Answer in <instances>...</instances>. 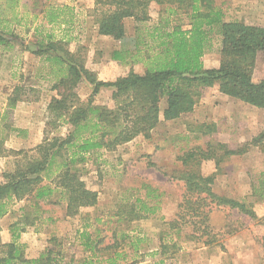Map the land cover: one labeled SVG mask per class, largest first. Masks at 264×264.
<instances>
[{"label": "rangeland", "instance_id": "1", "mask_svg": "<svg viewBox=\"0 0 264 264\" xmlns=\"http://www.w3.org/2000/svg\"><path fill=\"white\" fill-rule=\"evenodd\" d=\"M96 2L0 0V32L10 41L9 45H0V145L35 155L31 150L37 144L45 138L65 136L69 129L58 119V113L50 111V102L67 93L68 106L86 103L93 92V85L87 81L66 90V86L54 89L60 73L54 63L34 52L40 44L49 39L66 41L67 49L83 58L98 81L111 82L130 69L138 73L146 69L140 60L146 52L116 60L112 56L115 50L135 53L138 36H145L148 28L162 18L169 17L173 26H189L183 9L153 2L149 21L124 19L127 39L122 44L123 38L99 33L98 19L114 9L108 3ZM216 5L227 21L264 25V0H216ZM217 30L213 31L211 48L203 56L206 68L220 65L221 38ZM254 76L264 78V52L258 55ZM113 91L114 88L102 87L94 96L95 104L112 106ZM14 97L17 101L12 103ZM166 105L164 98L159 104L162 116ZM263 129L264 109L221 93L217 84L204 87L192 112L162 121L148 138L140 135L115 150L88 156L85 162L74 166L78 180L87 189L98 192L95 206L72 215L62 189L46 201H37L31 194L14 201L9 213L1 218V237L10 241L12 224L16 223L20 230L18 241L28 257L37 258L52 249L65 260L82 264L90 253L84 250L78 230L87 225L93 238L100 240L98 256L102 264H108L106 259L116 251L122 254L117 264H132L140 256L139 251H134L136 247L145 252L155 245L164 250L163 264H176L182 259L191 264H264V199L259 196L263 188L259 181L264 174V150L251 146L244 154L223 156L224 150L220 149L218 154L222 158L218 166L213 160L202 161V173L215 174V192L251 203L257 213L252 219L237 209L214 208L206 234L199 218H187L184 222L179 217L184 212L180 204L184 205L185 186L173 177L184 171L178 156L192 148L224 143L229 149H237ZM24 157L0 156V181L2 172L15 168ZM192 220H197V230ZM115 242L116 247L102 250Z\"/></svg>", "mask_w": 264, "mask_h": 264}, {"label": "trees", "instance_id": "2", "mask_svg": "<svg viewBox=\"0 0 264 264\" xmlns=\"http://www.w3.org/2000/svg\"><path fill=\"white\" fill-rule=\"evenodd\" d=\"M153 2L183 9L189 17V26H173L169 17L162 18L158 24L148 28L145 36H138L135 53L128 50H115L112 53L114 59L123 60L129 54L138 57L141 52H146L145 58L140 57L146 67L143 73L130 69L128 74L115 81L101 82L86 68L81 56L67 49L64 40L49 39L34 51L58 67L60 77L54 89L66 86V90L68 86L76 87L87 81L93 85V92L86 103L68 106L67 93L61 99L54 98L50 102V111L58 113V119L68 124L69 129L65 136L45 138L37 144L31 150L35 155L0 145V156H25L22 161L16 162L15 168L2 172L0 220L9 213L14 201L31 194L37 201H46L59 189L66 195L69 214L74 215L83 208L95 206L98 192L87 189L78 180L74 166L85 162L88 156L102 150H115L140 135L148 138L161 122L159 104L164 98L167 103L163 111L165 121L192 112L201 89L216 84L221 93L264 109V78L255 79L254 76L258 55L264 52V25L244 20H225V14L216 5V0H108L103 3L97 0L96 5L108 3L114 9L108 16L98 19L99 33L116 39L123 38L124 19L133 17L139 22L149 21L151 17L148 12ZM172 7L168 9L173 10ZM216 28L221 38L220 65L206 68L203 56L212 46V35ZM145 37H149L150 41H146ZM9 43V39L0 32V45ZM102 87L114 88L112 106L95 104L94 96ZM15 91L18 93L17 87ZM16 101V97L11 100L12 103ZM61 108H64L63 112H57ZM251 146L264 150V129L237 149H229L224 143H209L206 147L196 146L178 156L184 171L173 177L183 181L185 186L184 205L180 204L184 212L179 213L182 221L199 218L206 234L209 228L207 222L214 208L237 209L252 219L257 217L251 203L216 193L213 189L215 174L205 175L200 168L202 161L209 160L218 166L222 158L218 154L220 149L224 150L223 156H233L244 154ZM44 180L48 183H44ZM259 185L263 187L259 196L264 199V174ZM192 223L197 230V220H192ZM16 225L12 224L10 241H4L0 234V264H74L52 249L37 258L28 257L23 244L18 241L20 230ZM78 234L84 250L90 253L82 264H102L98 256L100 240L93 238L87 225L78 230ZM116 245L115 242L102 250H110ZM121 257L122 254L116 251L106 261L117 264Z\"/></svg>", "mask_w": 264, "mask_h": 264}, {"label": "crops", "instance_id": "3", "mask_svg": "<svg viewBox=\"0 0 264 264\" xmlns=\"http://www.w3.org/2000/svg\"><path fill=\"white\" fill-rule=\"evenodd\" d=\"M126 39H127V37L126 38L123 37V39L120 40L121 43L125 44ZM124 46H122V47H124ZM125 47H127V46H125ZM124 49H130V47L129 48H124ZM245 104H247V103H245ZM247 105L252 106L250 104H247ZM252 107H255V106H252ZM255 108H258V107H255ZM259 109H261V108H259ZM160 119H161V122L165 121L164 117L161 114H160ZM203 248H205V250L208 249L207 247H203ZM143 250H144V248H140V247L139 248L136 247L134 249L135 252L139 251L140 256H139V258L132 260V262H131L132 264H163L164 263V261L162 259L163 253H162L161 247L155 245L154 248L147 249L145 252H143ZM134 255H136V253ZM123 259H124V257H123ZM123 261H125V259ZM127 261L128 260H126V262ZM120 264H127V263H123L122 262ZM128 264H130V263H128ZM176 264H191V263L189 262L188 259H182V260H179L178 263H176ZM206 264H207V262H206Z\"/></svg>", "mask_w": 264, "mask_h": 264}]
</instances>
